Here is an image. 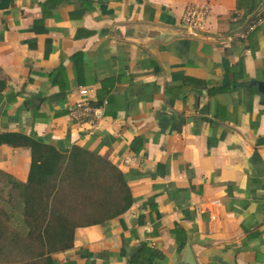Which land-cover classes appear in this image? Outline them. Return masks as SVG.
<instances>
[{
    "label": "crops",
    "instance_id": "obj_1",
    "mask_svg": "<svg viewBox=\"0 0 264 264\" xmlns=\"http://www.w3.org/2000/svg\"><path fill=\"white\" fill-rule=\"evenodd\" d=\"M261 1L0 0V131L97 152L133 196L56 264H264V21L237 35ZM82 87L101 119L70 118ZM30 164L0 145L16 179Z\"/></svg>",
    "mask_w": 264,
    "mask_h": 264
},
{
    "label": "trees",
    "instance_id": "obj_2",
    "mask_svg": "<svg viewBox=\"0 0 264 264\" xmlns=\"http://www.w3.org/2000/svg\"><path fill=\"white\" fill-rule=\"evenodd\" d=\"M5 87L0 75V101ZM4 143L29 148L31 164L26 181L0 168V264H56L53 253L74 245L77 228L133 203L123 171L97 152L79 145L64 152L34 131H0Z\"/></svg>",
    "mask_w": 264,
    "mask_h": 264
},
{
    "label": "built area",
    "instance_id": "obj_3",
    "mask_svg": "<svg viewBox=\"0 0 264 264\" xmlns=\"http://www.w3.org/2000/svg\"><path fill=\"white\" fill-rule=\"evenodd\" d=\"M209 8L205 4H200L195 7L188 8L183 15V23L192 30L200 25L202 19L207 14ZM264 21V0L260 2V7L254 19L248 25L239 31L237 35L246 39L247 35L255 29L257 25ZM80 98L75 104L70 107L69 116L75 123H87L99 120L104 116V105L93 102L88 98V88L80 89Z\"/></svg>",
    "mask_w": 264,
    "mask_h": 264
},
{
    "label": "water",
    "instance_id": "obj_4",
    "mask_svg": "<svg viewBox=\"0 0 264 264\" xmlns=\"http://www.w3.org/2000/svg\"><path fill=\"white\" fill-rule=\"evenodd\" d=\"M261 85L263 86L264 83L259 82V86H261ZM263 90H264V87H263ZM3 106H4V102H1L0 103V116H1V113H2ZM190 264H193V263L190 261Z\"/></svg>",
    "mask_w": 264,
    "mask_h": 264
}]
</instances>
